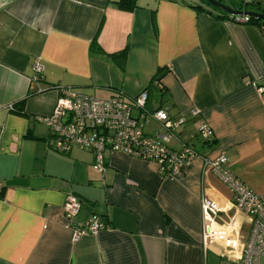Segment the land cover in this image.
Listing matches in <instances>:
<instances>
[{"label":"crops","instance_id":"1","mask_svg":"<svg viewBox=\"0 0 264 264\" xmlns=\"http://www.w3.org/2000/svg\"><path fill=\"white\" fill-rule=\"evenodd\" d=\"M117 1L0 0V264H237L249 217L200 156L222 153L264 195V35L192 7L201 0H136L129 11ZM123 51L121 65L112 55ZM160 70L163 92L152 85ZM56 86L100 99L146 90L147 110L187 115L167 145L189 144L199 156L182 175H166L152 161L112 152L102 173L90 150L52 151L35 117L51 112ZM133 115L144 133L167 132ZM200 123L210 140L194 134ZM68 194L80 202L75 224L97 215L108 226L72 241ZM203 199L218 205L214 226L224 240L205 242Z\"/></svg>","mask_w":264,"mask_h":264},{"label":"built area","instance_id":"2","mask_svg":"<svg viewBox=\"0 0 264 264\" xmlns=\"http://www.w3.org/2000/svg\"><path fill=\"white\" fill-rule=\"evenodd\" d=\"M256 1V0H255ZM252 0H239L241 10ZM249 17L232 16L231 20L244 23ZM264 35V25L260 26ZM42 65H35V79L40 78ZM152 85L162 89L161 81L153 79ZM57 97L49 114L37 115L35 120L44 123L49 130L48 147L55 152L65 153L72 146H78L93 153L92 168L104 172L105 160L112 152H121L130 156L156 163L166 175H182L192 160L199 156L195 148L183 144L178 150L167 145L172 130L181 128L187 115L169 117L164 109L147 110V91H142L133 99L126 100L120 93L100 99L73 90L68 86H56ZM264 91V86L259 88ZM138 112L142 119L157 121L167 132L149 135L143 132L142 124L133 115ZM198 114L192 109L191 116ZM197 134L203 141L210 140V128L200 123ZM2 129L0 127V137ZM203 169L213 172L229 188L233 206L249 217V231L242 246L237 264H264V195H258L243 184L228 168L227 159L219 153L215 156H200ZM80 202L73 194H68L62 209L66 224L71 228L72 241H77L88 233H96L106 228V224L97 216H90L84 223L75 224L74 216L78 213ZM202 214L205 242L224 240L225 230L214 225L221 220L218 205L208 199L202 200ZM214 226V227H213ZM226 244L234 245L231 240Z\"/></svg>","mask_w":264,"mask_h":264},{"label":"trees","instance_id":"3","mask_svg":"<svg viewBox=\"0 0 264 264\" xmlns=\"http://www.w3.org/2000/svg\"><path fill=\"white\" fill-rule=\"evenodd\" d=\"M201 1H202L203 5H195V6H192V7H195V8H198V9L199 8L200 9H205L208 13H212V14H213V12H212V10H213V11H215L214 12V16L216 18H218V19H231L232 18V16L227 14L225 11H222V10L210 5L207 0H201ZM221 1L223 2V0H221ZM116 3H117L118 8H120L122 10H127V11L132 10L133 8H135L137 6L136 0H118ZM230 7L233 8V9L242 8L241 5L230 6ZM261 7H262V5H261L259 0H256L255 2H251V3H249L248 5L245 6L246 9H250V10H253V11H260ZM244 23L253 24V25H256L257 27L260 28V26L264 25V19H256V18L249 17ZM94 44H95V41H94ZM94 47H95V45H94ZM95 50H97V51L100 50L97 45L95 47ZM124 52L125 51H123L119 55H117V54L112 55V57L114 59L117 58V57L119 58V62H120L121 65L123 63L121 58L123 57ZM161 75H162V71L160 70L158 75L155 76L153 79L161 80V77H162ZM159 91L163 92L164 88L162 87V89L159 90ZM149 111H151V110H149ZM105 224H106V226H108L107 223H105Z\"/></svg>","mask_w":264,"mask_h":264},{"label":"water","instance_id":"4","mask_svg":"<svg viewBox=\"0 0 264 264\" xmlns=\"http://www.w3.org/2000/svg\"><path fill=\"white\" fill-rule=\"evenodd\" d=\"M208 3L222 11H225L231 16H247L256 19H264V6L261 7L260 11H253L250 9H233L230 6L226 5L221 0H207ZM255 2V0H252Z\"/></svg>","mask_w":264,"mask_h":264},{"label":"rangeland","instance_id":"5","mask_svg":"<svg viewBox=\"0 0 264 264\" xmlns=\"http://www.w3.org/2000/svg\"><path fill=\"white\" fill-rule=\"evenodd\" d=\"M223 2L226 4V5H229V6H238L239 5V0H223ZM197 127V126H196ZM197 130L195 128V132L194 134L198 135L197 133ZM200 136V135H198ZM246 231H247V228L244 227L243 231H242V234H246Z\"/></svg>","mask_w":264,"mask_h":264}]
</instances>
